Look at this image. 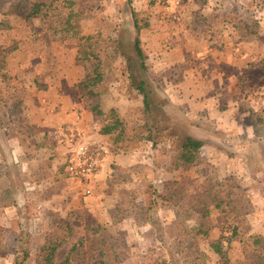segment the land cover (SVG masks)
<instances>
[{
	"label": "rangeland",
	"instance_id": "obj_1",
	"mask_svg": "<svg viewBox=\"0 0 264 264\" xmlns=\"http://www.w3.org/2000/svg\"><path fill=\"white\" fill-rule=\"evenodd\" d=\"M74 2L89 40L0 0V264H36L45 234L56 262L264 264V0ZM69 127L109 151L90 196L63 169ZM187 137L201 158L176 166Z\"/></svg>",
	"mask_w": 264,
	"mask_h": 264
},
{
	"label": "trees",
	"instance_id": "obj_2",
	"mask_svg": "<svg viewBox=\"0 0 264 264\" xmlns=\"http://www.w3.org/2000/svg\"><path fill=\"white\" fill-rule=\"evenodd\" d=\"M27 3L30 6V12L28 14L29 17L42 15L43 17H52L55 10L61 9L65 13V20L61 26L60 31L68 34L70 33L71 36H74L79 39H86L89 40L91 37H85L84 35H80L77 27L73 24V20L76 16L75 11L73 10V6L75 5L74 0H52L51 2H37V1H30L27 0ZM136 51L140 58L143 57V52L139 46V40L136 42ZM81 55H84L83 57ZM91 54H88L87 51L80 53L81 59H90ZM100 70V64L95 66V69L93 70L92 76H88L87 80L82 84V86L88 87L87 83L90 80H93V84L102 76L101 73H99ZM95 76V77H93ZM142 90V93H144V90ZM94 92H91L93 94ZM94 95V94H93ZM145 104L147 105V98H145ZM94 110L97 111V114H101V111L97 106L94 107ZM122 126L123 122L120 120V118H116L115 120L111 121L110 123L104 125L101 129V133L105 136L117 134L118 136H121L122 134ZM148 140L152 142L153 144L155 142V137L153 136V133L150 132V135L148 136ZM204 146V142L198 139H195L193 137H187L185 141L180 145L178 150L176 149L175 158L173 160L174 165H179L182 162L185 164H194L199 161L201 158L200 152L201 149ZM222 202H217L216 207L218 209H222ZM1 208V204H0ZM61 226V225H59ZM60 228V227H58ZM68 229V227H66ZM5 229L0 225V253L3 252L4 249V243H3V235L5 234ZM58 238L54 234H45L46 242L43 245L40 255L36 261V264H73V251H75V247L69 252V254L66 256V258L63 261L56 262L55 256L59 248L63 245L64 238L60 240H55ZM222 240L223 235H221L216 242L211 243L212 249L218 254L222 260V262L227 263V255L226 252L223 249L222 246Z\"/></svg>",
	"mask_w": 264,
	"mask_h": 264
},
{
	"label": "built area",
	"instance_id": "obj_3",
	"mask_svg": "<svg viewBox=\"0 0 264 264\" xmlns=\"http://www.w3.org/2000/svg\"><path fill=\"white\" fill-rule=\"evenodd\" d=\"M62 143L65 174L82 186L85 196L92 195L97 176L109 152L107 147L87 141L82 131L72 127L62 131Z\"/></svg>",
	"mask_w": 264,
	"mask_h": 264
},
{
	"label": "crops",
	"instance_id": "obj_4",
	"mask_svg": "<svg viewBox=\"0 0 264 264\" xmlns=\"http://www.w3.org/2000/svg\"><path fill=\"white\" fill-rule=\"evenodd\" d=\"M30 197V191H28V198ZM43 206L42 204H39V207ZM31 208V205L28 203V209Z\"/></svg>",
	"mask_w": 264,
	"mask_h": 264
}]
</instances>
